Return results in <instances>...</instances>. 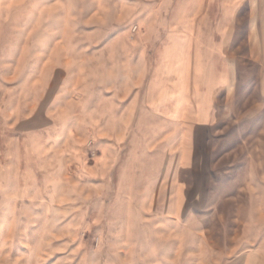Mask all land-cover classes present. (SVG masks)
<instances>
[{"label":"rangeland","instance_id":"374dc122","mask_svg":"<svg viewBox=\"0 0 264 264\" xmlns=\"http://www.w3.org/2000/svg\"><path fill=\"white\" fill-rule=\"evenodd\" d=\"M135 1L159 6L163 0L12 2L15 32L11 48L0 51V264H169L161 238L174 202L161 149L113 142L112 160L100 162L105 142H73L79 134L70 130L103 122L100 101L110 107L120 91L119 36L138 31L121 7ZM243 38L237 35L238 54L247 53ZM161 42L148 46L147 64ZM168 46L166 40L158 66L167 76ZM236 69L234 94L221 92L215 102L220 141L203 153L202 170L178 179L182 203L198 217L217 216L220 204L232 218L246 202L249 154L264 159V142H236L264 138V83L256 81L259 68ZM29 130L38 133L24 138ZM6 136L24 140L2 142Z\"/></svg>","mask_w":264,"mask_h":264},{"label":"crops","instance_id":"0c3cea01","mask_svg":"<svg viewBox=\"0 0 264 264\" xmlns=\"http://www.w3.org/2000/svg\"><path fill=\"white\" fill-rule=\"evenodd\" d=\"M12 2L0 0V51L11 48L15 32L10 26L16 10ZM172 2L163 0L155 6L135 1L136 5L121 7L123 19L135 22L138 31L131 36L126 29L119 36V63L124 67L120 91L112 94V106L100 101L105 109L103 122L88 130L70 129L79 134L73 142H105L99 150L100 162L112 160L108 152L113 142H153L161 149L159 162L168 163L174 202L165 214L168 234L161 238L163 258H168L169 264H264V159L260 155L248 156L243 188L246 202L232 218L226 217L220 204L215 209L217 216L190 214L189 204L181 198L185 188L178 181L188 173L193 178L194 172L202 170L203 153L209 152L212 142L220 141L216 133L223 127L216 126L223 120L215 102L221 92L228 95L232 90L234 94L239 82L236 68L242 64L259 68L256 81L264 83V0ZM174 32L184 35V40L172 37ZM237 35L244 36L246 54L235 52ZM6 39L8 43L1 46ZM161 39L149 63V84L142 89L149 65L146 50ZM166 40L168 76L158 70ZM243 57L247 63L241 62ZM171 78L174 81L169 86ZM9 125L4 131L11 129ZM49 132L41 133L42 141ZM35 133L29 130L24 138ZM65 133L70 135L67 130ZM23 140L6 136L2 142ZM236 142L240 146L241 142H264V138H239Z\"/></svg>","mask_w":264,"mask_h":264}]
</instances>
